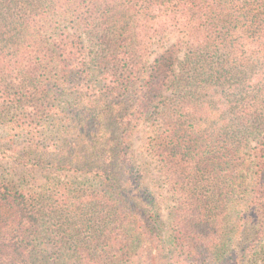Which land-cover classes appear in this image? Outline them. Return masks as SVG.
Instances as JSON below:
<instances>
[{
	"label": "trees",
	"instance_id": "16d2710c",
	"mask_svg": "<svg viewBox=\"0 0 264 264\" xmlns=\"http://www.w3.org/2000/svg\"><path fill=\"white\" fill-rule=\"evenodd\" d=\"M0 157V264H264V0H0Z\"/></svg>",
	"mask_w": 264,
	"mask_h": 264
},
{
	"label": "rangeland",
	"instance_id": "374dc122",
	"mask_svg": "<svg viewBox=\"0 0 264 264\" xmlns=\"http://www.w3.org/2000/svg\"><path fill=\"white\" fill-rule=\"evenodd\" d=\"M181 38L180 35H172L169 36L165 41V47H169L174 43H177L178 40ZM158 50V46L156 52ZM159 51V50H158ZM151 136V132L147 125H142L135 137L132 141V150L134 153V157L136 159V165L146 169V164H150L146 171V184L150 190V192L155 193L158 201L159 206L161 209V216L162 219L166 222L167 226L171 224L169 218L168 207L170 205V201L165 199L166 193L164 190L158 189L156 186V182H158L159 175L158 170L156 169V163H154L150 158L146 155V144L148 138ZM138 174H134L137 177ZM47 173L42 172L37 169H29L24 167H18L14 163L9 160H6L0 157V179L6 181L9 184L15 185L21 188H30L33 186H41L46 182ZM163 186V184H161ZM134 188H136V184L134 183Z\"/></svg>",
	"mask_w": 264,
	"mask_h": 264
}]
</instances>
